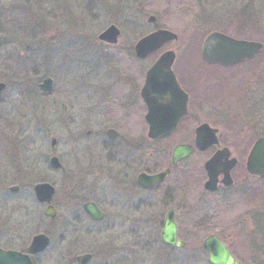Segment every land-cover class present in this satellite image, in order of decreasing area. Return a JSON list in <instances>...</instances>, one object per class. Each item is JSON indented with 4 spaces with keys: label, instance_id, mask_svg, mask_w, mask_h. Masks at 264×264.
Returning a JSON list of instances; mask_svg holds the SVG:
<instances>
[{
    "label": "rangeland",
    "instance_id": "1",
    "mask_svg": "<svg viewBox=\"0 0 264 264\" xmlns=\"http://www.w3.org/2000/svg\"><path fill=\"white\" fill-rule=\"evenodd\" d=\"M261 3L264 8V0ZM228 16L224 0H0V83L5 84L0 97V248L25 250L35 235L44 234L50 244L34 257V264H74L69 260L80 254L93 256L89 264H115L117 252L122 255L118 264L149 262L147 252L129 237L117 240L123 235L116 233L106 217L93 227L98 233L84 237L74 233L71 209L63 201L64 188L80 184L81 176L93 179L99 162L112 166V158L105 157L106 147L99 142L106 139L100 132L123 120L130 125L121 126L122 131L140 130L132 117L124 119L129 114L126 106L108 102L116 68L130 64L139 72L150 65L134 56L127 59L125 53L156 29L176 35L170 48L177 55L196 53L204 35L228 29L232 19ZM149 17H154L153 24L147 22ZM110 25L120 33L115 46L98 40ZM91 69L99 72V78L89 83ZM46 77L52 79L54 92L44 95L37 86ZM87 84L102 88L100 95L89 99L85 90L92 89H85ZM207 110L200 115H207ZM217 125L222 132L231 128L227 122ZM87 131L92 132L90 136ZM247 131L249 136L257 134L252 127ZM242 137L232 143L241 146L246 140ZM147 146L146 167L165 165L170 150H160L159 144ZM52 156L62 165L60 172L50 168ZM84 166L93 171L87 172ZM42 182L55 187L53 219L44 215L45 207L33 196V187ZM108 185L103 182L101 186L105 197H101V207L106 214L112 213ZM12 186H18V193L9 192ZM227 216H215V234L232 237L243 264H264V208L260 232L254 230L255 220L250 230L237 233L229 227L233 216ZM127 241L132 246L126 247Z\"/></svg>",
    "mask_w": 264,
    "mask_h": 264
},
{
    "label": "flooded vegetation",
    "instance_id": "2",
    "mask_svg": "<svg viewBox=\"0 0 264 264\" xmlns=\"http://www.w3.org/2000/svg\"><path fill=\"white\" fill-rule=\"evenodd\" d=\"M261 1L224 0L232 18L230 26L226 30H214L201 38L203 40L218 33L233 41L260 45V50L250 59L226 66L206 64L200 53L195 51L185 53L183 57L177 55V51L170 48V44L175 43L177 37L168 41L169 37L165 36L158 51L148 54L144 59H137L138 62L149 61V67L141 68L139 72H135L137 68L129 67L130 64L116 68L113 87H109L108 102L126 106L129 114L124 115V119L132 117L133 123L139 125L140 130L122 131L121 126L129 123L123 120L119 122L121 125L118 123L104 133L100 132L106 139L102 138L99 142L106 147L105 157L110 155L112 158V166L107 168L99 162L98 170L95 169L96 178L87 180L81 176L78 180L80 184L64 188L66 198L63 201L71 209L74 233H83V237L96 234L99 229L93 227L102 223L106 217L110 220L111 227L118 230L116 233L123 235V239L120 237L117 240H126L129 237L133 245L147 252V264H202L203 261L210 264L209 253L203 247L209 237H215L224 244L238 264L244 263L232 237L229 234H215V216L220 213L225 217L233 216L235 221L229 227L241 234L251 229V222L258 220L254 230L261 231L264 177L247 171V159L253 144L258 139H264V8L261 7ZM252 10L255 11L254 16L251 14ZM160 31L162 30L156 29L151 34ZM168 51L174 54L169 73L155 75L147 88L153 66ZM125 54L127 59L132 58L134 46L132 51ZM161 70L166 71L163 68ZM90 76L89 83L91 79L96 81L99 78V72L91 69ZM85 89H92L85 90L89 93V99L98 97L102 91V88L97 89L90 84ZM51 92H54V88ZM70 96L74 98L76 95ZM150 106L160 107L162 111L170 107V110L175 109V112L185 115L172 131L157 139H151L146 123ZM206 109H209L208 114L201 116L200 113ZM152 117L158 121L168 120L167 114ZM220 122L230 123L234 129L227 128L222 132L217 125ZM201 124L216 131V146L202 150L196 147V129ZM251 127L256 129L257 134H247ZM91 133L86 132L89 136ZM244 134L247 137H242ZM240 136L246 139L245 142L241 146L234 145L232 139ZM249 139L252 141L248 142ZM115 144L117 146L112 147ZM157 144L160 145V150H170L168 157H164L166 163L162 167L147 168V150L150 149L147 145ZM183 145L190 147L191 153L172 164L175 147ZM222 151L225 153H222L220 162L228 170L224 172L215 169L214 174L218 172L215 183L209 186L205 163ZM85 165L87 167L88 163ZM86 167L84 166L85 169ZM61 169L60 164L59 169L52 170L60 172ZM86 170L89 173L93 171L91 168ZM162 173L165 176L159 183L151 184L145 180V177ZM103 182L109 184L111 189L110 214H106L101 207ZM47 184L52 187L53 195L48 204L40 205L45 209L52 208L53 217L49 218L53 219L56 216L57 198L54 199L53 183ZM18 191L19 188L16 193ZM73 207L77 210H73ZM86 208L94 210V214H90ZM167 225L174 226V246L167 245L162 240V233ZM44 236L49 240L48 236ZM70 242L72 243V238L68 244ZM74 242L77 243V239ZM121 245L123 246H118ZM125 245L132 246L128 241ZM18 252L27 253V248ZM36 256L38 255L32 256V264ZM83 256H89L85 263L78 261ZM115 257V264L122 262L120 252ZM92 259L91 254H80L75 258L71 257L69 261L74 264H89Z\"/></svg>",
    "mask_w": 264,
    "mask_h": 264
},
{
    "label": "water",
    "instance_id": "3",
    "mask_svg": "<svg viewBox=\"0 0 264 264\" xmlns=\"http://www.w3.org/2000/svg\"><path fill=\"white\" fill-rule=\"evenodd\" d=\"M148 23H153L154 18L150 17L147 20ZM119 31L116 27L110 26L104 32L98 36V40L108 43L116 44ZM168 36V41L174 40L175 36L167 32H157L155 34L146 36L140 39L134 47L135 56L138 59H143L147 54L158 51L160 49V43L163 37ZM260 50V45L251 42H237L229 39L228 37L214 33L209 35L203 42L201 47L202 59L207 64L217 63L220 65H233L237 62H241L245 59H250ZM174 54L167 52L163 54L158 62L154 65L149 74L147 81V88L153 82V77L161 73H169L170 65L173 61ZM161 68L166 69L161 70ZM40 90L44 93L51 91V80L46 78L39 86ZM4 89V84L0 83V95ZM170 107H166L164 111L160 107H149V114L146 117V122L149 127V138L157 139L163 135L169 133L177 124L178 120L185 115L182 112H175V109L170 110ZM167 114V121L155 120L153 115ZM215 130L210 129L207 125L203 124L196 129V146L199 150L208 148L211 145H217L215 137ZM55 144V140L51 139V145ZM192 149L187 146H177L172 153V164H175L179 159L186 157L191 153ZM225 151L216 153L205 164V169L208 173L209 179L207 185L215 183L214 170L226 172L228 168L224 167L220 158ZM50 166L53 169L60 168V164L57 158H51L49 161ZM234 164V161H232ZM231 164V165H232ZM247 170L250 174L264 177V139H259L253 145L247 160ZM165 176V173L145 177V180L151 184L159 183ZM143 177V176H141ZM11 192H17V188H10ZM36 200L40 203H49L53 189L48 184H38L33 189ZM90 214H94V210L86 208ZM45 216L53 217V210L48 207L45 212ZM162 240L167 245H175L174 226L167 225L162 233ZM49 240L44 235L34 236L29 244L28 253L30 255H36L43 252L48 246ZM203 247L209 252L208 262L210 264H238L229 253L228 249L220 243L215 237H209L203 244ZM89 256H83L78 258L81 263L87 262ZM0 264H32L28 255L22 254L16 251H4L0 249Z\"/></svg>",
    "mask_w": 264,
    "mask_h": 264
},
{
    "label": "bare ground",
    "instance_id": "4",
    "mask_svg": "<svg viewBox=\"0 0 264 264\" xmlns=\"http://www.w3.org/2000/svg\"><path fill=\"white\" fill-rule=\"evenodd\" d=\"M163 31H166V30H163Z\"/></svg>",
    "mask_w": 264,
    "mask_h": 264
}]
</instances>
